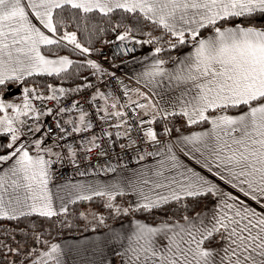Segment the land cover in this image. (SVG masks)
Segmentation results:
<instances>
[{
  "label": "snow or ice",
  "instance_id": "obj_1",
  "mask_svg": "<svg viewBox=\"0 0 264 264\" xmlns=\"http://www.w3.org/2000/svg\"><path fill=\"white\" fill-rule=\"evenodd\" d=\"M0 220V264L80 220L79 264H264V0H0Z\"/></svg>",
  "mask_w": 264,
  "mask_h": 264
},
{
  "label": "crops",
  "instance_id": "obj_2",
  "mask_svg": "<svg viewBox=\"0 0 264 264\" xmlns=\"http://www.w3.org/2000/svg\"><path fill=\"white\" fill-rule=\"evenodd\" d=\"M147 47V46H145ZM130 69L135 70V66L132 64H120L118 65V70L121 71L122 76H129L131 75ZM125 82L127 83V79H125ZM185 159H187V157H184ZM151 159V158H149ZM189 163H192L191 161H189ZM134 166V165H133ZM195 166V165H194ZM198 167V166H196ZM105 174H101V176L103 177ZM77 179H81L80 177H74ZM119 223H123V221H120ZM106 232V229H102V230H98V232H90L87 233L86 235H82V236H76V237H64L62 239L57 240L58 242H62L68 245L69 248L72 249V251L68 254V261L69 264H79V261L81 258H83L84 260H90V259H94L93 256H84L83 252H77V249H81L82 247H87V245L81 246L78 242L82 239V238H91L94 234H99V233H104ZM107 258H109L112 261V264H116V257L115 256H108Z\"/></svg>",
  "mask_w": 264,
  "mask_h": 264
},
{
  "label": "trees",
  "instance_id": "obj_3",
  "mask_svg": "<svg viewBox=\"0 0 264 264\" xmlns=\"http://www.w3.org/2000/svg\"><path fill=\"white\" fill-rule=\"evenodd\" d=\"M99 43L96 44V47ZM93 58H97V57H93ZM91 78V77H89ZM87 205H81V207H86ZM93 207H98L97 205H93ZM127 219V217L125 218ZM120 221H117V223H119ZM13 222L11 221H7V220H0V240H5V237L3 235L4 229L6 227H8L10 224H12ZM109 223H111V221H109ZM84 225V221L80 220L78 221V225L77 226H73L70 229H65L61 234H56L55 238L57 240L62 239L64 237H76V236H82V235H86L87 233L90 232H94L91 228H88L87 230H85V228L83 227ZM105 229L103 226L98 227L95 232H98V230H102ZM9 240L12 239L11 236L8 237ZM16 239H20V236L17 234ZM7 242V241H5Z\"/></svg>",
  "mask_w": 264,
  "mask_h": 264
},
{
  "label": "built area",
  "instance_id": "obj_4",
  "mask_svg": "<svg viewBox=\"0 0 264 264\" xmlns=\"http://www.w3.org/2000/svg\"><path fill=\"white\" fill-rule=\"evenodd\" d=\"M97 47H98V48H99V47H103V51H104V53H108V54H109V57H110V55H111V52L114 51V48L111 47V46H109V45H103V46H101V45L99 44V45H97ZM118 59H121V60H122V59H124V57H123V56H119ZM104 63H105V66H106V67H107V66H110V60H104ZM113 70L116 71V73H117L118 76H122L121 71H119L117 68H116V69H113ZM117 151H119V146H117ZM61 171H62L63 173H68V174L72 175L73 177H75V176H74L73 169H72L71 166H65V168L62 169Z\"/></svg>",
  "mask_w": 264,
  "mask_h": 264
}]
</instances>
